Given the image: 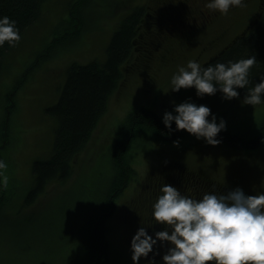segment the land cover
Listing matches in <instances>:
<instances>
[{
  "label": "rangeland",
  "instance_id": "obj_1",
  "mask_svg": "<svg viewBox=\"0 0 264 264\" xmlns=\"http://www.w3.org/2000/svg\"><path fill=\"white\" fill-rule=\"evenodd\" d=\"M69 1L52 0L48 3L41 19L29 28L22 42L9 56L0 83V119L4 113L3 95L34 61L44 39L49 38L51 27L66 14L64 10ZM101 1L96 4V8L89 5L86 11L89 16L87 30L77 46L37 63L18 86L12 131L14 142L3 150L2 155L5 152L7 157H12L10 164L13 167L10 171L16 182L8 179L6 185L14 189L20 201L31 184L34 159L46 158L50 154L55 121L45 108L57 100L66 66L74 60L85 62L103 57L121 17L132 7L154 2ZM191 1L199 9L205 7V0ZM259 8L258 0L246 1V5L236 12L225 14L214 27L206 28L192 41H170L167 43L169 56L165 63L157 60L159 57H152L159 54L158 48L153 51L150 48H154L158 39L167 36L169 24L154 19H150L151 22L149 20L150 24L146 22L144 30L147 27V31L140 39L141 47L136 49L135 58L126 67L124 78L110 97L107 111L100 119L88 146L79 154L73 177L65 185L50 184L36 204L24 209L20 215L17 214L16 206H11L12 203L7 207L8 210L11 206L10 209L0 216V264H50L53 258L57 260L52 264L74 263L76 252L82 251L77 246L82 242L80 231L84 222L72 219L73 208L80 199L82 204L88 201L90 185L103 172L107 173L108 151L113 144V137L130 109L145 106L163 116L166 110H174V101L179 103L192 98L197 103L209 105L218 121L224 117L231 131L254 134L264 120V104L245 105L241 103L240 97L224 99L220 91L200 97L196 95L195 86L174 91L171 90V76L178 71L179 65H186L189 59H197L203 64L228 46L235 35L259 16ZM159 15L154 11L153 18ZM139 139L142 144H134L130 151L136 175L118 197L116 209L108 221V241L116 253L115 264H134L130 244L140 226H146L153 235L160 230L152 216V205L162 184L171 183L179 187L181 192L192 196L191 184L195 179L219 181L232 187L241 186L250 194L264 191V144L252 150L236 149L223 142L209 144L205 139H197L194 134L183 137L179 145L173 141H148L143 136ZM102 164L103 168L100 169ZM99 172H102L101 175ZM33 211L35 217L28 220L27 217ZM157 247L159 254H155L156 264H163L161 259L167 244H158L154 249ZM153 255L150 253L148 258L141 257L140 264H145V259H152ZM43 258L46 263H40Z\"/></svg>",
  "mask_w": 264,
  "mask_h": 264
},
{
  "label": "trees",
  "instance_id": "obj_2",
  "mask_svg": "<svg viewBox=\"0 0 264 264\" xmlns=\"http://www.w3.org/2000/svg\"><path fill=\"white\" fill-rule=\"evenodd\" d=\"M51 1L0 0V16L7 15L16 20L21 35V39L14 45L7 42L0 45V83L7 69L9 56L22 42L29 28L41 19L46 5ZM180 1L184 4L183 8L179 10L176 5L179 0H154L153 3L149 1L146 4L132 7L131 11L126 12L119 20L103 57H96L85 62L74 60L66 66L65 78L59 89L58 98L45 108L46 113L52 116L55 121L50 154L46 158L34 159L31 167V184L23 195L22 201L18 199L14 189L8 188L7 185L2 187L0 216L13 205L16 206L17 214L20 215L24 209L36 204L50 184L65 185L73 177L79 154L88 146L100 119L107 111L110 97L124 78L126 67L135 58L136 49L141 47L139 43L147 31V27L144 30L146 22L150 24L149 20L154 19L158 20L157 22L169 24V28L166 29L167 36L158 39L157 43H154L153 49L149 47L152 51L157 47L159 54L152 57L155 59L159 57L157 60L165 63L169 56L167 43L178 39L190 42L198 34L214 27L217 20L225 15L219 13L215 16L216 18L206 19V22L204 19L200 20L201 23L198 25L195 23L191 24L193 26L187 23L185 25L180 23V25L176 23L177 19L182 16L184 19L190 14L195 16L193 12L196 9L199 10V7L191 0ZM258 1L259 16L248 23L240 34L235 35L228 46L204 62V65L217 60L227 61L254 55L257 60L251 67V84H255L260 79V74L264 73V0ZM100 2L102 1L70 0L64 10L66 14L59 17L58 22L51 27L48 32L49 38L44 39L39 51L34 56V61L17 77L13 85L3 95L5 102L4 113L0 119V158L5 159L7 164H10L12 157L9 155L7 157L5 152L2 155V152L14 142L12 131L18 86L23 83L37 63L47 61L56 54L77 46L76 44L87 30L89 16L86 11L89 5L96 8V4ZM154 11L160 14L158 18H153ZM231 12L234 11L228 13ZM173 27H176L177 30H173ZM238 90L239 97L243 98L245 88ZM173 129H175V121H173ZM190 134L185 129L175 131L168 129L163 122V116L152 108L141 106L128 111L113 137V144L108 151L109 168L107 173L99 172L100 175L102 173V176L97 177L95 183L91 182L88 201L82 204L80 199L73 208L72 219L75 222H84L80 231L82 242L77 246V248L81 247L82 251L76 252L77 257L73 264H115L116 253L108 241L110 231L108 221L116 209L118 197L124 192L130 179L136 175L130 151L134 144H142L139 138L143 136L147 137L148 141H175ZM217 138L236 149H255L264 144V120L252 135L234 132L227 128L221 130ZM12 167L13 165L10 164L4 171L8 179L15 183L16 179L10 171ZM101 168H103V164L100 166ZM230 188L234 187L211 180L195 179L191 184V192L197 198L202 197L203 193L207 191L225 192ZM9 205L11 206L7 210ZM34 217L33 211L27 218L32 220ZM157 225L160 230L165 227L159 222ZM73 257L75 259L74 254ZM50 260V264H52L56 263L57 259ZM40 261V263H46L45 258ZM207 264H215V262L208 261Z\"/></svg>",
  "mask_w": 264,
  "mask_h": 264
},
{
  "label": "clouds",
  "instance_id": "obj_3",
  "mask_svg": "<svg viewBox=\"0 0 264 264\" xmlns=\"http://www.w3.org/2000/svg\"><path fill=\"white\" fill-rule=\"evenodd\" d=\"M245 0H206L209 10L227 14L230 7L242 6ZM21 39L17 21L7 15L0 16V45L16 44ZM256 57L249 55L239 59L215 61L207 65L197 59H189L179 65L171 76V90L195 86L196 95L215 94L220 91L224 99L239 97V88H245L241 103L264 104V73L251 84L250 71ZM174 103V110L163 113L168 129L182 130L205 139L209 144H219L218 134L227 129V120L212 112L209 105L197 103L192 98ZM209 116L211 118L209 119ZM175 121V129H173ZM179 145L180 139L173 141ZM8 164L0 158V187L6 186ZM152 216L165 225L150 234L146 226H140L131 239L134 264H156L158 244H167L163 264H264V191L248 194L241 186L225 192L207 191L197 198L181 192L171 183L161 185L153 202ZM144 225L143 223H141Z\"/></svg>",
  "mask_w": 264,
  "mask_h": 264
},
{
  "label": "flooded vegetation",
  "instance_id": "obj_4",
  "mask_svg": "<svg viewBox=\"0 0 264 264\" xmlns=\"http://www.w3.org/2000/svg\"><path fill=\"white\" fill-rule=\"evenodd\" d=\"M246 1H248V0H245V3H246ZM205 2L206 1H204V6L206 5ZM183 4L184 3L179 0V2L176 4V5H178V10L182 9ZM240 7L241 6H232V7H230L229 11H235V10L239 9ZM219 13H221V12H219L218 10H209V9H207V7H205V9H203V10L196 9V11L193 12V14H195V16H192V14H190V16L189 15L185 16L184 19H183V16H182L181 18L176 20L177 21L176 23H179V24L181 23L183 25H185V23L190 24V25L195 23V24L198 25L199 23H201L200 20L204 19V21L206 22V19H211L213 17L216 18L215 16L219 15ZM167 15L169 16V12H168ZM191 26H193V25H191ZM174 29L177 30L176 27H173V30Z\"/></svg>",
  "mask_w": 264,
  "mask_h": 264
},
{
  "label": "water",
  "instance_id": "obj_5",
  "mask_svg": "<svg viewBox=\"0 0 264 264\" xmlns=\"http://www.w3.org/2000/svg\"><path fill=\"white\" fill-rule=\"evenodd\" d=\"M0 195H1V187H0Z\"/></svg>",
  "mask_w": 264,
  "mask_h": 264
}]
</instances>
